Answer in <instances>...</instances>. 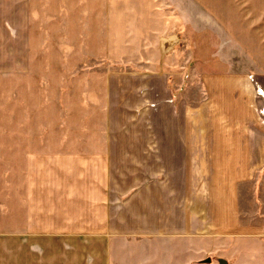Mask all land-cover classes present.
<instances>
[{"label":"rangeland","instance_id":"obj_1","mask_svg":"<svg viewBox=\"0 0 264 264\" xmlns=\"http://www.w3.org/2000/svg\"><path fill=\"white\" fill-rule=\"evenodd\" d=\"M104 1L94 0V16L88 13L90 0H36L29 59L25 54L22 61L20 47L10 45V77L0 76V186H7L10 199V233L23 228L24 201L33 194L29 186H69L72 190L58 195L60 201L100 194L104 206L98 209L105 210L113 231L139 230L144 224L150 229L155 223L140 222L142 214L151 210V202L165 213L168 199L190 209L197 223L193 215L213 210L208 192L199 186H228L226 175L230 181L231 174L252 173L258 161L215 163L208 158L214 143L204 140L220 112L200 73L247 70V64L225 56L235 51L232 38L239 30H220L217 36L212 30L176 32L177 39L190 40L192 57L168 70L165 60L176 42L167 37L173 30L158 31L164 40L160 56L153 46L142 54L138 46L152 39L154 30H126L133 14L120 12L121 0H110L106 18ZM200 42L205 45L197 46ZM198 51L206 61L194 56ZM218 52L223 55L216 57ZM158 62L163 68L155 67ZM141 72L157 74L160 84L156 77L139 78ZM211 78L206 80L210 88L218 81ZM158 85L163 101L156 98ZM205 152L208 156L201 158ZM164 218L158 231L166 230ZM207 235L213 237L210 231ZM193 238L192 247L198 242ZM209 242L207 257L215 259L218 253ZM225 254L230 264L233 257Z\"/></svg>","mask_w":264,"mask_h":264},{"label":"crops","instance_id":"obj_2","mask_svg":"<svg viewBox=\"0 0 264 264\" xmlns=\"http://www.w3.org/2000/svg\"><path fill=\"white\" fill-rule=\"evenodd\" d=\"M121 1L120 12L134 16V20L127 21L126 30H154L153 38L143 40L138 46L142 54L144 47L153 46L160 56V44L164 40L161 35L157 36L158 31L173 30L167 39L176 42L173 49L177 45L182 49L177 52L172 49L168 53L164 64L168 70L175 68L177 63L187 64L192 57L190 40L177 39L176 32L212 30L217 36L220 30H239L237 38H232L237 43L232 46L235 51L227 50L225 56L237 58L231 62L247 64V70L216 74L201 70L200 73L205 93L214 94L212 101L220 112L210 124L213 132H205L204 140L209 138L214 143L213 154L208 158H213L215 163L237 161V165L244 159L258 161H254L252 173L231 174L230 181L226 175L228 186L219 182L215 183L217 186H199L201 192H208L205 198L209 199V208L213 210L208 216L193 215L198 218L197 223H192L190 209L177 205L174 199H168L165 213L163 210L160 213L155 202H151V210L140 218V222L148 223L150 219L155 223L150 229L144 224L139 230L113 231L105 210L98 209L104 206L99 204L100 194L92 200L71 201L64 197L60 201L58 195L72 190L69 186H29L33 194L24 201L23 228L10 233V199L5 190L7 186H0V264H229L222 257L224 251L226 257H233L230 264H264V0ZM35 2L0 0L1 77H10V45L13 42L14 47L22 50V61H25V54L26 61L29 59L27 36L32 30ZM90 3L88 13L95 16L98 9L94 0ZM104 3L102 14L108 18L111 1ZM102 30L109 28L103 26ZM213 40L217 42L218 37ZM203 45L205 43L197 44ZM194 56L200 62L208 57L202 51ZM146 63L151 62L146 60ZM155 65L162 67L160 62ZM141 73L139 78L156 77L160 84L157 74ZM211 77L218 80L213 82L212 88L206 82ZM156 95L157 100L164 97L159 85ZM166 107L169 112L171 106L166 104ZM169 123L167 120L166 125ZM184 141L181 139L179 143ZM207 156L205 152L201 158ZM100 201L104 202L105 198L100 197ZM162 216L166 230L158 231ZM209 231L213 237L207 235ZM192 237L198 240L193 247ZM208 242L212 251L218 253L215 259L207 257Z\"/></svg>","mask_w":264,"mask_h":264}]
</instances>
